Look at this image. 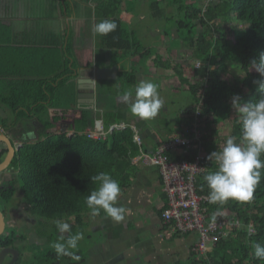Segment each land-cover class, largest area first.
Wrapping results in <instances>:
<instances>
[{"label": "trees", "instance_id": "1", "mask_svg": "<svg viewBox=\"0 0 264 264\" xmlns=\"http://www.w3.org/2000/svg\"><path fill=\"white\" fill-rule=\"evenodd\" d=\"M161 1L176 8L178 13H184V20L177 23L176 32L183 47L191 52L192 58L199 64L189 68L190 72L186 70L192 80L190 84L187 82L192 109L187 117L188 122H183L179 117L178 124L184 123L186 128H191L192 113L199 108L201 146L205 157L202 163L204 172L197 178L195 192L207 197L209 190L203 176L207 171L216 169L215 162L208 161L207 156L221 150L228 137L234 136L239 140L241 136L239 114L231 103L233 95H239L241 102L259 98L253 81L260 77L254 70L249 71V64L264 52V0H216L215 4L209 2L203 10L199 8L198 0H190V3L187 0H153L151 8L159 7ZM94 2L96 24L105 19L117 23L116 31L103 37L96 35L103 49L117 52L118 59L130 55L142 59L150 56V51L119 20L123 0ZM233 21L243 28H232L230 23ZM197 27L198 33L195 32ZM66 50L69 51L68 48ZM65 53L57 48H46L17 49L12 54L17 63L16 70L26 71L24 74L27 76L26 80L16 85L15 108L24 107L28 102L26 109L33 106L32 112L45 110L44 106L37 104L38 101L46 99V92L53 96L56 89L64 88L70 79V63ZM1 54L8 56V53ZM156 59L160 64L167 62L169 65L168 61ZM230 64L238 66L240 79L228 81L223 76ZM135 75L134 70L121 73L118 82L122 87L134 86ZM56 80L58 87L54 88L52 84ZM26 93L29 96L25 99ZM24 115V111L19 112L20 117ZM118 123L115 113H104L102 130L105 136L95 139L90 138L87 132L94 125V117L89 112L57 107L46 113L47 128L61 125L66 127V132L24 145L13 165L18 171L23 200L31 208L34 218L45 223L57 220L68 222L74 218V225L71 226L74 233L73 227H81L83 214L90 211L86 197L97 187L90 180L92 175L104 171L118 180L121 188L129 185L134 175L132 159L143 148L134 142L135 134L130 127L111 128ZM68 132L72 134L68 136ZM197 153L196 149L190 150V158ZM11 194V191H7L2 197L9 201ZM163 200L159 215L165 209L166 198ZM203 208L207 216L224 212L228 220H238L242 227L220 238L206 257L198 258L191 254L186 262L177 261L174 264H264V261L255 258L253 249L256 242L264 244V174L251 202L229 200L223 205L208 202ZM247 227H251L254 233L249 235ZM55 231L59 236L56 224ZM21 239L22 236H17L13 228H6L0 236V250L16 249L15 243ZM18 253L15 264L21 257L20 251ZM45 260L50 264H69L67 257L57 259L56 255H48Z\"/></svg>", "mask_w": 264, "mask_h": 264}, {"label": "crops", "instance_id": "2", "mask_svg": "<svg viewBox=\"0 0 264 264\" xmlns=\"http://www.w3.org/2000/svg\"><path fill=\"white\" fill-rule=\"evenodd\" d=\"M136 1L142 3L144 0ZM131 2H133V0H123L121 8L119 10L118 17L119 20L124 24V26L125 24L131 27L136 26L137 22L144 19V17L145 20H147L152 16L151 20H153L154 22L156 20L163 22V20H160L161 18L166 20V12L168 10L165 11V8L162 7V1L160 2L159 7H157L156 9H152L150 7L151 10L147 12L130 9L127 5ZM95 5L96 4L94 0H92L89 4V6L93 9V12L91 13H89V11H86L83 5L75 12H71L70 10L69 14H63L65 23H69L71 24V26L72 23L74 24L76 44L75 47H77L78 59V61H76L75 72L70 76V79L64 87L65 89L63 94L66 93L68 86L70 87V89L73 88L74 91H76V102L70 99L71 105L68 104L69 102H67L66 100H68L69 97L68 95H65V98L64 96H61V98L59 99L58 106L64 101V103L68 105V107H64L61 109L71 108L79 111L89 112L91 116L94 117V125L93 128H89L87 132H95L97 134L100 129L98 122H102L103 126V114L106 112L115 113L117 119L119 120V123L111 126V128L115 127L116 129H124L125 127H129L128 124H125L123 121H121L124 117V111L122 110V108L121 110L118 109L117 106L124 104V102L121 101V98L117 96L118 93H121L122 88H124V86L122 87L118 82V75L134 70L136 73L135 78L137 82L142 71L141 67L143 65V59L140 58V56L134 55L127 56L124 59H118L119 54L117 52L103 49L100 46L97 36L93 33V28L97 22V19L95 17ZM135 15L137 16L135 17ZM43 16L44 15H41L40 18ZM133 18L135 20H133ZM46 24L54 25L57 29H59L60 25L57 15L55 14L52 19L46 22ZM149 30H154V36L160 38L155 46L151 45L148 49H146L149 50L150 53H153L152 56H155L152 57L151 54L150 56H148V60H150V62L148 63L149 75L153 80L157 79L158 84H160L162 87V90H170L172 87H174V89L177 91L182 90L187 92L189 88L187 82L189 84L191 83V75L190 73H186V68L184 69L185 62H182L183 67L181 68L176 65L175 62H173L174 54H176V52L180 50L182 54H185L184 49H182V42L180 40L173 39L172 34L169 36L166 30H160L158 25L149 28ZM130 33L134 35L140 42L139 38L135 34H133L132 32ZM156 47L159 48L158 51H155ZM161 49H164V51ZM84 51H86L87 58H85L84 56ZM98 53L100 54V56H98ZM170 57H173V59L170 60ZM156 58L162 61H168L169 66L164 65L167 62H164V64H160V62L158 63ZM105 67H115L116 77L96 81L93 87L94 98L91 102V99L89 98L90 85L79 81L80 79H88V76L91 75L89 73L91 69L97 70ZM168 71L174 72L173 78L171 77V75L166 73ZM173 79H176L178 86L173 83ZM110 96L115 100L114 104L111 103ZM73 103L74 107H71L73 106ZM191 109L192 107L190 108L189 106L187 109L180 110L178 112V118L180 117L183 122L186 121L187 123V117ZM178 118L174 117L171 124L167 122H161L158 126L159 131L157 134V136L160 135V137L151 141L147 140V135L149 134L150 129L146 128V131L143 132V127H136V125L132 123L131 125H133L136 131L134 132L135 136H138L141 139L143 151L151 155L152 151L156 148L157 145L172 140L173 138L177 137L183 130H186L187 128L184 123L180 125L178 124ZM151 132L153 133L154 130H152ZM108 133L109 131H107V134ZM132 165L134 167V175L131 177L129 185L121 188L122 194L119 197L117 206H123L129 210L127 217L133 216L134 218V216H136L140 219V221H135L134 223V220L136 218L135 217L134 220L130 223L132 227L134 226L135 231L142 232L150 228L152 229L156 241H158V245L151 249L153 252L152 257L156 259L157 264H174L177 261L186 262L191 256L190 250L192 245L197 240V235L190 234L179 236L172 233L169 228H166L159 215V212L164 205L163 198L165 199V195L163 193L161 178L158 170L155 167L145 165V163H143V159H141L140 154L136 155L132 159ZM82 221L83 225L81 227L74 226L73 228L74 233L77 231H81L84 233V237L87 235L88 230L89 232L91 230H93L94 232L105 231L110 227H114L115 225H122V222L117 224L110 218H107L103 212H101V216L99 215L97 217H92L90 215V211H87L83 214ZM68 222L71 224V226H73L74 218L69 219ZM149 222H151V225ZM98 224H100V226ZM106 234L104 236V239H98L94 242V248L92 249V251L89 250V253L91 255L95 253H97V255H101V260L96 264H112L113 259L109 258V253L117 254L119 259L118 261L116 257L117 264L122 263V259L119 258L120 252L121 255L125 254V258L127 260L130 259L128 258V256L131 257V255L132 257H143V259L149 256L147 251L143 252L145 250L144 246L136 245L132 240L134 239V233L132 232V230H126L125 237H123V241L121 239L120 244H115V240L109 239V233L107 237ZM66 235L67 234H65V236ZM127 238H129V240ZM86 239L91 241L90 235H88ZM126 242L128 243V245H126ZM164 242L168 243V246L170 247L169 249L161 248V245H164ZM128 246L130 247L131 252L129 250H126ZM79 257L80 260L78 262L73 260L72 264H82L84 262V258H82L81 255H79ZM146 261L148 264L154 263V260L150 257L147 258Z\"/></svg>", "mask_w": 264, "mask_h": 264}, {"label": "clouds", "instance_id": "3", "mask_svg": "<svg viewBox=\"0 0 264 264\" xmlns=\"http://www.w3.org/2000/svg\"><path fill=\"white\" fill-rule=\"evenodd\" d=\"M116 29L117 23L114 20L105 19L94 26L93 33L103 37ZM253 70L260 77L259 80L253 81L259 98L241 102L239 95H233L231 100L232 107L239 114V140L230 136L221 150L213 151L207 156V160L214 161L216 165L214 171H207L203 176L209 190L206 199L211 204L223 205L229 200L251 202L264 174V52L259 54L258 59L251 60L249 71ZM158 87L153 81L141 80L134 90L129 88L118 95L130 107L134 116L148 121L156 118L164 108L165 102ZM90 180L97 186L85 201L90 215L97 217L103 212L117 224L125 221L129 210L117 206L122 194L119 181L104 171L92 175ZM55 224L60 235L50 244V248L56 253L57 259L67 257L78 262L79 242L84 240V233H73L71 224L64 220H57ZM253 249L255 258L264 261V244L256 242Z\"/></svg>", "mask_w": 264, "mask_h": 264}, {"label": "flooded vegetation", "instance_id": "4", "mask_svg": "<svg viewBox=\"0 0 264 264\" xmlns=\"http://www.w3.org/2000/svg\"><path fill=\"white\" fill-rule=\"evenodd\" d=\"M91 1L0 0V137L6 139L14 149L9 165L0 172V205L8 203L13 198V193L19 179L18 171L13 165L19 150L24 145L35 144L48 136L66 132V127L64 128L61 125L58 128H47L46 113L50 109L57 108L61 96L65 98V95H68L69 98L66 100L69 102L68 104H70V99L76 102V91L73 88L70 89L68 86L65 94H63L65 88L56 89L53 96H50L47 92L45 93L46 99L39 100L37 103L45 107L44 111L39 113L32 112L33 106L26 109L28 102H25L24 107L15 108L16 85L26 80L27 76L24 74L26 71L16 70L17 63L12 54L17 49L39 50L57 48L66 52L65 58L69 59V68L71 75H73L76 67V64L74 67L73 64L78 61L77 47H75V29L73 23L72 26L69 23H65L63 14H69L70 10L71 12H75L83 5L86 11L91 13L93 12V9L89 6ZM55 14L58 17L59 29L54 25L46 24ZM41 15L44 16L40 18ZM37 21L39 22L36 23ZM67 48L69 51L66 50ZM84 52V56L87 58L86 51ZM1 53H8V56ZM52 85L54 88H57L58 80ZM28 96L29 94L26 93L25 99ZM5 97H7L6 100ZM74 103L71 107H74ZM19 110L24 111L25 115L20 117ZM71 134L68 132V136ZM7 154V143L0 141V163ZM7 191L12 192L9 201H5L2 197ZM23 203L22 206L27 208L28 205L25 202ZM2 214L6 224L9 217L14 218V211ZM28 220L30 221V219H27L23 222L28 223ZM6 228L7 225L5 230ZM7 258L9 261L11 260L9 255L6 256L5 260ZM5 260L3 264L7 263Z\"/></svg>", "mask_w": 264, "mask_h": 264}, {"label": "rangeland", "instance_id": "5", "mask_svg": "<svg viewBox=\"0 0 264 264\" xmlns=\"http://www.w3.org/2000/svg\"><path fill=\"white\" fill-rule=\"evenodd\" d=\"M152 1L153 0H144L142 3H139L136 0H133V2L129 3L127 6L130 9L139 10L141 12L142 11L147 12L151 10L150 5ZM209 2L215 4L216 0H198L199 8L203 10V8ZM187 3H190V0H187ZM162 7L165 8V11L168 10L166 12V20L162 18L160 19V20H163V22H160L158 20L154 22L153 20H151L152 19V16H151V18L147 20H145V17H144V19L137 22V25L133 27L125 24L128 31L132 32L139 38L141 44L143 45L145 49H148L151 45L155 46V44L160 40L159 37L154 36V30L152 31L149 30V28L155 27L157 25L159 26L160 30H166L169 36L172 34L173 39L180 40L178 38L176 28H177V23L184 20V13H178L176 8L167 6L165 1H162ZM136 16L137 15H135V17ZM133 20L135 19L133 18ZM38 22L39 21H37L36 23ZM197 24L198 23H195V25ZM230 25L232 28H238V29L243 28L242 25H239L238 23H235L234 21L230 23ZM197 28L198 30L195 31L196 33L199 32V27ZM185 34H187V31H185ZM182 49H184L185 54H182L180 50L179 51L177 50L178 52L174 54L173 62H175V64L178 65L180 68L183 67L182 62H185L184 69L186 68L187 72H190L189 70L190 67L191 68L197 67L199 64L192 58L191 52H189L184 47ZM158 50L159 48L156 47L155 51H158ZM161 50L164 51V49H161ZM152 54L153 53H151V56ZM98 56H100L99 53H98ZM152 57H155V56H152ZM171 59H173V57H170V60ZM149 62L150 60H148V57L143 59V62H142L143 65L141 67L142 71L140 70L141 71V74L139 75L140 78H138L136 84L141 80H150L158 84L157 79L153 80L152 77L148 73V67H149L148 63ZM164 65L169 66L168 63H165ZM166 73L171 75V77L173 78L174 72L168 71ZM223 76L228 81H233L234 79H240L241 73L239 71L238 66L230 64L228 65L226 71L223 73ZM172 81L173 83H175L176 86H178L176 79H173ZM190 81L192 82V80ZM135 86L130 87L129 85H125L124 88H122L121 93L128 90L129 88L134 90ZM158 86H159L158 87L159 94L161 98L164 100L165 104H164V108L160 111L157 117L152 120L145 121V120H141L140 118L134 116L130 111V107L126 105L125 103L120 106L117 105L118 109L121 110L122 108V110L124 111L123 112L124 117L121 121H123L125 124H128L131 130H133V132H136V131L133 125H131L132 123H134L136 127L138 126L143 127L142 128L143 132L146 131L145 130L146 128L150 129L149 134L147 135V140L149 141L153 139H158L160 137V135L157 136V134L159 131L158 126L161 122H167L171 124L174 117L178 118V112L180 110L187 109L189 106L190 108L192 107V102H191V98H190L188 91L187 92L182 91V90L177 91L174 89V87H172L170 90H162L161 85L158 84ZM117 96L120 97V95H117ZM110 98H111V103L114 104L115 100L111 96ZM58 107L67 108L68 105H66L63 101ZM152 130H154L153 133L151 132ZM20 188H21V183H20V180L18 179L16 189L14 190L13 198L11 199V201L0 205V212L2 213L6 214L9 211H12V212L14 211V218L9 217L7 219V224H6L7 229L13 228L16 231L17 236H22V239L15 243L16 250L18 252L20 251V254H21L18 264H50V261H46V260L44 261V259L48 255H56L54 250L50 248V244L55 242L58 239V234H56V231H55V224H54L55 222L45 223L39 219L34 218L31 215V208L29 206L27 208L22 206V204H24L23 203L24 201L21 196L22 193H21ZM135 217L136 216H134V218ZM20 218H21V221H20ZM134 218L133 216L126 217L125 221L122 222L121 226L115 225L114 227H110L109 229L105 231L94 232L93 230H91L89 232L88 230V233L85 236L84 240L79 242V250L77 253L81 255L82 258H84V262L82 264H94V263L96 264L101 260V255H97V253L91 255L89 253V250L92 251V249L94 248L93 244L95 241H97L98 239H104L105 234L108 232L109 239L115 240L116 242L115 244H120L121 239L123 241V237H125L126 230L128 231L132 230V232L134 233V239H132L134 243L136 245L144 246L145 250L143 252L147 251L149 254L147 258L149 257L152 258L154 260L153 264H157L156 259L152 257L153 252L151 249L158 245V241H156L155 235L151 228L147 229L146 231H142V232L135 231L134 226L132 227V225L130 224L134 220ZM27 219H30V221L28 220V223H24L23 221ZM135 221H140V219L136 217L134 220V223ZM149 223L151 225V222ZM98 225L100 226V224ZM108 233L106 234V237L108 236ZM88 235H90L91 241L86 239ZM127 239L129 240V238ZM126 245H128L127 242H126ZM161 248L169 249L170 247L168 246L167 242H164V245H161ZM126 250L130 251V247L128 246ZM108 255H109V258L113 259L112 264H117V261H116V257L118 259L117 254L109 253ZM119 258L122 259L121 264H131V263L132 264H148L146 261L147 258L143 259V257H138V256L132 257L131 255V257L128 256V258L130 259L127 260L125 258V254L121 255V252H120ZM8 261L9 260L7 258L5 260V262H7L6 264L10 262ZM72 262L73 260L68 259L69 264H72Z\"/></svg>", "mask_w": 264, "mask_h": 264}, {"label": "built area", "instance_id": "6", "mask_svg": "<svg viewBox=\"0 0 264 264\" xmlns=\"http://www.w3.org/2000/svg\"><path fill=\"white\" fill-rule=\"evenodd\" d=\"M191 129L183 130L169 142L156 146L151 155L140 152L143 163L155 167L160 175L163 193L166 198L165 209L161 220L170 231L179 236L196 234L197 240L191 247V254L198 258L206 257L215 243L227 237L234 230L241 228L238 220H228L224 212H215L207 216L203 205L208 203L206 196L195 192L197 178L204 172L200 134L199 108L192 113ZM97 132H89L90 138L104 137L102 125ZM100 132V133H99ZM134 142L142 147L140 137L135 136ZM196 149L198 153L190 158L189 151ZM249 235L253 234L247 227ZM235 233V232H234ZM236 234H234L235 236Z\"/></svg>", "mask_w": 264, "mask_h": 264}, {"label": "water", "instance_id": "7", "mask_svg": "<svg viewBox=\"0 0 264 264\" xmlns=\"http://www.w3.org/2000/svg\"><path fill=\"white\" fill-rule=\"evenodd\" d=\"M89 73L91 75L88 76L89 77L88 79H85V80L80 79L79 82H83V83L90 85L89 98L91 99V102H92V100L94 98L93 87H94L95 82L98 80H105V79H109L112 77L115 78L116 77V68L115 67H105V68L97 69V70L91 69ZM98 125H102V122H100V123L98 122ZM0 141L6 142L7 146H8V154L4 158V160L0 163V172H2L9 165L14 149L9 144V142L6 139H4L3 137H0ZM5 227H6V223H5L4 216H3L2 212H0V236L4 233ZM8 255L11 257V260L8 264H15L16 263V261L18 260V257H19L18 251L14 248H4V249L0 250V264H3L6 256H8Z\"/></svg>", "mask_w": 264, "mask_h": 264}]
</instances>
